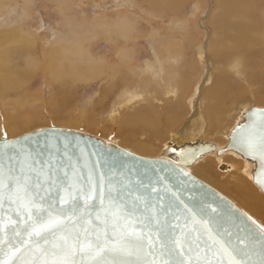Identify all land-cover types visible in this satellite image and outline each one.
I'll return each instance as SVG.
<instances>
[{
  "label": "bare ground",
  "instance_id": "bare-ground-1",
  "mask_svg": "<svg viewBox=\"0 0 264 264\" xmlns=\"http://www.w3.org/2000/svg\"><path fill=\"white\" fill-rule=\"evenodd\" d=\"M132 1L134 4L131 6L135 7L134 9H140L147 15L158 16L163 21L170 19L171 23L179 24L180 29H186V24L182 26L185 20L176 17L179 14V0ZM126 3L128 5V2ZM216 6L217 13L215 12L216 16L213 19V28L218 37L209 47L211 59L214 63L224 64L233 53L236 58L230 65L235 69V74L243 76L250 84L253 81L262 84L264 79L258 80V77L251 72L247 73L246 70L251 68L256 71L264 68V17L260 15V11L264 10V0H216ZM63 7L65 9V6ZM59 10L65 16L66 31L64 33L60 31V34H57L47 48V69L50 78L52 81L55 80L60 82L59 84L65 85L83 81L86 83L85 86L98 78L102 79L104 85L99 100L104 102L108 95L109 98L114 96L108 119L111 124H120L119 129L112 131L111 135L106 138L120 146H122L119 143L121 141L123 145H128V148L131 146L139 153L152 154V152L155 153L160 137L166 130H169V137H172L163 141V146L159 148L161 151H158L157 156H152L153 158L167 159L170 158L162 155V151L170 143L177 146L194 140L212 142L215 149L206 152L204 156L194 160L188 166H184L185 169L191 174L199 175L198 177L209 185H218L231 192L249 211L264 217V197L260 195L259 191L261 190L253 181L254 164L233 150L217 155V149L225 147L227 141L223 143L212 137H206L211 133L214 135L222 133L224 122L229 116H232V111H235L230 110L229 100L243 95L245 91L237 79L229 75V68L227 70L224 67H219L213 85L199 89L197 86L199 75H196L197 66L194 57L197 55L199 59H202L204 51L203 46L197 44L193 39L186 45L182 44L185 39L180 33L177 34L179 39H168L169 37L161 35L154 28L150 29V26L145 22L149 26V31L147 26L138 27L139 19L137 20L127 13L116 15V17L103 15L101 18H97L95 23L98 28L95 31L94 28H87L89 25L87 21L79 20L72 14L67 15L62 7ZM117 10L119 9L117 8ZM144 23L141 22V26ZM176 25L177 29L178 25ZM21 28H23L22 25ZM166 30L173 37V31L168 26H166ZM96 39L98 42L95 41ZM31 41L27 39L23 43L19 42L21 48L24 47L25 49H22L27 51ZM38 42L41 47H44L39 39H37ZM104 42L107 44V48L105 47L102 51L104 55L99 56L95 53V49L103 45ZM94 44L97 45L94 46ZM1 53L3 54V52ZM244 58L245 62L243 63ZM27 61L29 62V60ZM18 69L16 68L13 73L17 74ZM209 80H211V76L205 82L209 83ZM19 84L18 81L17 84L11 86L16 87ZM8 86L10 87L5 82L2 89ZM65 96H63V102L66 101ZM263 98L264 85L258 92L259 101H263ZM16 102L15 100L14 103L16 104ZM40 108L41 118L48 117L49 113L43 108L41 101ZM248 108L250 107H246L240 114V119L236 120L237 123L242 120V115ZM185 114L188 117L185 118ZM86 120L88 124H95L89 118ZM16 122L14 120L10 122L13 128L21 124ZM179 125L181 128L174 132L176 126ZM232 127L228 133H222L224 138L229 140L228 135ZM76 129L87 132L84 128ZM115 133L121 135L120 139H116ZM130 149L128 150L132 152ZM139 153L136 154L146 156ZM236 157L242 158V161L236 160ZM251 181L255 184V188L251 185ZM225 196L231 200L227 195ZM259 227L262 226L259 225Z\"/></svg>",
  "mask_w": 264,
  "mask_h": 264
},
{
  "label": "water",
  "instance_id": "water-1",
  "mask_svg": "<svg viewBox=\"0 0 264 264\" xmlns=\"http://www.w3.org/2000/svg\"><path fill=\"white\" fill-rule=\"evenodd\" d=\"M249 135L256 140L258 146L260 137L264 136V107L253 105L248 108L243 113L242 120L231 129L226 146L217 149L216 153L219 155L233 150L251 161L254 164L253 181L264 193V157L258 150L250 151L242 143L241 138ZM213 149L215 145L205 140L188 141L177 146L170 143L163 149L162 155L172 160L153 158L140 156L107 138L84 132L82 129L55 125L36 128L12 138H0V159L5 163L9 153L14 152L19 153L21 161L51 160L59 165L55 176L62 178L64 185L49 187L46 184V190L40 193L45 197V209H48L49 203L54 206L53 216L57 215L61 206L57 193L67 199L65 186L71 185L73 198H77L80 204L87 200L89 205H94L85 213L91 221V224L86 223L85 226L103 232V221L107 218L108 236L115 241L123 239V235L121 232L113 233V217L119 216L124 209L135 204L136 213L131 217V226L143 239L130 241L133 249L131 256L107 255L104 258L106 264H112L113 260L130 261L131 264H165L166 261L174 264L189 256L195 264V255L188 253L186 245L184 255L177 254L179 249L169 254L170 249L175 247L172 240L182 239L185 234L190 238L199 234L203 248L210 243L206 229H211L213 236L226 230L231 236L225 234L222 238L231 240L235 247H243L237 240L238 235H245L237 227L240 225V218L251 224L256 232L264 233L259 225L221 191L185 169L184 166ZM35 166L40 167V164ZM4 192H7V181ZM108 193H111V198H108ZM137 196L140 197L139 200ZM101 197H104L103 200ZM161 206L167 211L159 212ZM63 207L66 208L67 205L64 204ZM154 216L159 224L151 219ZM47 218L45 213L44 220ZM35 220V215L32 221L27 219V213L15 198L10 199L5 194L0 199V241H3L0 243V259L7 261V264H36L39 253L25 232V228ZM119 223L123 226L125 221L120 220ZM255 248L258 250L259 244ZM12 251H15L14 256ZM250 256L252 261L259 260L255 252L250 253ZM80 259L77 257L78 261ZM228 259L224 254L219 257L223 264H228ZM84 264H87L86 259Z\"/></svg>",
  "mask_w": 264,
  "mask_h": 264
},
{
  "label": "rangeland",
  "instance_id": "rangeland-1",
  "mask_svg": "<svg viewBox=\"0 0 264 264\" xmlns=\"http://www.w3.org/2000/svg\"><path fill=\"white\" fill-rule=\"evenodd\" d=\"M126 2H128V5ZM132 4H134L132 0H0V138H12L36 128L54 125L68 128H84L87 132L106 138L111 135L112 131H117L120 127V124H111L108 119L114 96L109 98V95H106L108 98H105L104 102L99 100L101 99L99 96L102 93V87L104 85L101 78L91 81L87 86H85L86 83L83 81H75L74 83H70V85H65L59 84L60 82L55 80L52 81L50 78V73L47 69V48L57 34H60V31L61 33L66 31L64 23L66 22L65 16L62 11L59 10L61 7L67 15L72 14L79 20L84 22L87 21V24H89L87 28H94L96 29L95 31H97L98 28L95 23L97 18H101L103 15H112L116 17V15L127 13L131 14L133 18L139 19L138 27H145L147 26L145 23H147L150 29L154 28L161 35L169 37L168 39H179L177 34L180 33L185 39L182 44L186 45L193 39L197 44L202 45L204 51L202 59H199L197 55L194 57L197 66L196 75H199V83H197L199 89L213 85L212 83L215 79V75L218 74V68L224 67V69L227 70L229 68V75L235 77L242 89L245 90L243 95H238V97L228 102L231 107L230 110L233 109L235 111H232V116H229L222 126L224 129L222 128L221 131L224 134L228 133L233 125H236V120L240 119L239 116L246 107H251L253 105L264 107V98L263 101H259L258 99V92L263 88L264 81L262 84L254 81L250 84L243 76L236 75L235 69L230 65L236 58H234L233 53L230 54L227 62L224 64L214 63L213 59L210 57L209 47H211L213 40L218 37V34H215L213 28V19L216 16L215 12L217 9L216 0H179V14H177L176 17L183 21L185 20L182 24V26L186 24L185 30L180 29L179 24H177L178 27L176 29V24L171 23L170 19L163 21L162 18L158 16L154 17L147 15L140 9H134L135 7L131 6ZM63 6H65V9ZM117 8L119 10H117ZM260 15L264 17L263 9L260 11ZM141 22L145 23L141 26ZM21 25L23 28H21ZM149 26H147L148 31ZM166 26L173 31V37L169 34L170 32H167ZM27 39L32 41L27 51H24L23 49L25 48L22 47V49L20 43L25 42ZM37 39L43 43L44 47H41L39 42L37 43ZM95 41L98 42V39ZM95 45L97 44H94V46ZM106 45L107 44L104 42L103 45L98 46L97 49H95V53L99 56L104 55L102 51L105 47L107 48ZM147 47L149 48V44ZM1 52H3V54ZM27 60H29V62ZM244 62L245 58L243 59V63ZM16 68H19V71L16 72L17 74L13 73ZM246 72H251L258 77V80L264 79V68H260L256 71L247 68ZM210 76L211 80L208 81L209 83H206L205 80L209 79ZM18 81L20 83L18 86H11L12 84H17ZM5 82L7 85L9 84L10 87H5L4 90L2 86ZM63 96L66 98L64 102L62 101V99H64ZM15 100L18 103L16 102L15 104ZM40 101L43 108L49 113L46 118H41ZM226 101H228V99H226ZM185 115V118L188 117L187 114ZM69 118L71 121L68 120ZM87 118H89L91 122H95V124H88ZM12 120L21 124L13 128L12 123H10ZM106 125L107 128L105 129ZM180 128L181 125L176 126L174 132L178 131ZM168 131L169 130H166L164 135L160 137V141L157 142L158 144L156 143L155 153H139L135 148L131 146H129V148L132 149V152L155 157L159 154L158 151L159 148L163 146V141L166 139L169 140L172 137H169ZM222 133L219 135L211 133V136L206 135V137H212L223 143L226 141L228 142V139L224 138ZM114 136L117 137L116 139H120L121 137L118 133H115ZM119 143L123 147L125 146L121 141H119ZM125 147L128 148V145ZM235 155L238 156L237 154ZM238 157H236V160L242 161V158ZM251 185L255 188L253 182ZM213 186L231 198V200L249 215L257 225H261V228L264 229L263 216L253 214L231 192L222 189L218 185ZM259 193L264 197L261 191H259Z\"/></svg>",
  "mask_w": 264,
  "mask_h": 264
},
{
  "label": "snow or ice",
  "instance_id": "snow-or-ice-1",
  "mask_svg": "<svg viewBox=\"0 0 264 264\" xmlns=\"http://www.w3.org/2000/svg\"><path fill=\"white\" fill-rule=\"evenodd\" d=\"M235 139V137H233ZM242 143L246 144L250 151L258 150L261 156L264 157V136L260 137L259 145L251 136L242 137ZM40 164V167H36ZM59 165L53 161L40 162L37 160L19 159V153H9L8 161L5 163L0 159V199L6 194L10 199L20 202L27 213V219L33 220L35 215L36 220L25 228L29 240L36 246V251L39 253V259L36 264H84L85 259L87 264H106L105 256H131L133 249L130 247V241H140L143 237L137 234L132 228L131 217L136 213L135 204L131 208H126L119 216L113 217L111 228L113 233L121 232L123 239L110 240L108 236L109 220L105 218L103 221L105 228L103 232L94 230L91 227L85 226L91 224L88 216L85 215L87 209L94 205H89L87 200L84 204H80L77 198L71 196L72 186L66 185L65 190L68 192V198L57 193L59 204L57 215L53 216L52 210L54 206L49 203L48 209L43 207L45 197L41 196V191L46 190L45 185L49 187L53 185H64V180L55 176V170ZM34 174V175H33ZM67 173H65V177ZM7 181V192H4L5 182ZM92 197H88L91 199ZM104 197H101L103 200ZM108 198H111V193H108ZM137 196V200H139ZM66 204L67 207H63ZM38 209V211H33ZM83 209L84 211H81ZM159 212L167 210L161 206ZM213 211H216L215 209ZM47 213V220H44V214ZM90 215V213L88 214ZM99 219V216H97ZM151 219L159 224V220L154 216ZM250 219V218H249ZM124 220L122 226L119 221ZM211 221H209L210 223ZM243 225V227H240ZM239 227L241 232H244L243 237L237 236L239 244L243 247L233 246L231 240H224L222 237L230 232H218L215 236L212 235L211 229H206L207 238L210 241L205 247H201V239L198 234L194 238H190L187 234L182 239H173L175 245L170 249L169 254L176 252L179 249L178 255H184V246H187V251L195 255V264H223L219 261L221 254L228 256V264H264V233L256 232L252 225L240 218ZM17 235H20L17 232ZM94 237V238H93ZM35 238V239H33ZM3 243V241H0ZM259 244L258 250L255 245ZM11 251V250H10ZM19 251V249H16ZM255 252L259 256L258 261H252L250 253ZM203 253V255H201ZM15 255V251H12ZM52 257V259H49ZM80 257V261L77 260ZM0 264H7V261L0 259ZM112 264H131L130 261L113 260ZM169 264V262H165ZM174 264H193L191 256L185 260H179Z\"/></svg>",
  "mask_w": 264,
  "mask_h": 264
}]
</instances>
